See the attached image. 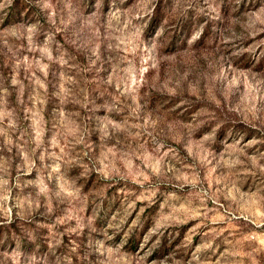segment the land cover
Instances as JSON below:
<instances>
[{
    "label": "rangeland",
    "instance_id": "1",
    "mask_svg": "<svg viewBox=\"0 0 264 264\" xmlns=\"http://www.w3.org/2000/svg\"><path fill=\"white\" fill-rule=\"evenodd\" d=\"M0 264H264V0H0Z\"/></svg>",
    "mask_w": 264,
    "mask_h": 264
},
{
    "label": "trees",
    "instance_id": "2",
    "mask_svg": "<svg viewBox=\"0 0 264 264\" xmlns=\"http://www.w3.org/2000/svg\"><path fill=\"white\" fill-rule=\"evenodd\" d=\"M9 225H13V222H12V223H10Z\"/></svg>",
    "mask_w": 264,
    "mask_h": 264
}]
</instances>
